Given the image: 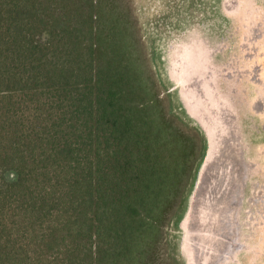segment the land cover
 <instances>
[{
    "label": "trees",
    "instance_id": "16d2710c",
    "mask_svg": "<svg viewBox=\"0 0 264 264\" xmlns=\"http://www.w3.org/2000/svg\"><path fill=\"white\" fill-rule=\"evenodd\" d=\"M132 11L0 0V264L173 262L164 228L195 143Z\"/></svg>",
    "mask_w": 264,
    "mask_h": 264
},
{
    "label": "water",
    "instance_id": "95a60500",
    "mask_svg": "<svg viewBox=\"0 0 264 264\" xmlns=\"http://www.w3.org/2000/svg\"><path fill=\"white\" fill-rule=\"evenodd\" d=\"M242 8V1L234 0L225 12L237 15ZM240 25L237 28L246 35L234 41L239 56L228 52L234 47L211 45L202 37L179 42L164 59L155 53L154 44L149 47L150 63L166 94L169 114L196 131L201 142L181 204L169 222L174 231L171 238L168 236L174 264H239L238 257L248 250L241 231L247 215L243 203L255 165L248 154L252 143L247 140L249 132L241 130L232 103L237 96L241 104L238 110L242 108L252 128L256 127L254 117H264L263 53L258 46L264 24L256 15L241 20ZM215 59L219 60L216 69L210 67ZM235 62L239 70L232 71ZM242 72V80L245 77L259 86L252 100H241L232 81V75ZM254 221L256 264H262L258 239L263 221L256 217Z\"/></svg>",
    "mask_w": 264,
    "mask_h": 264
},
{
    "label": "rangeland",
    "instance_id": "374dc122",
    "mask_svg": "<svg viewBox=\"0 0 264 264\" xmlns=\"http://www.w3.org/2000/svg\"><path fill=\"white\" fill-rule=\"evenodd\" d=\"M226 1L227 0H129L133 10L132 17L136 19L138 25L139 40L142 48H145L146 53H148V59H150L149 47L152 44L155 46V53L157 54L158 52L164 59L179 42H185L194 37H202L207 40L208 43L210 42L211 45L221 46L225 44V46L229 45L230 47H234L228 50V52L239 56V48L234 46V41L236 38L239 39L241 35H246V33L242 28H237V24L240 25L241 20L247 19V17L253 19L254 16L258 15L263 25L264 0H240L242 1L243 8L237 15L225 12V9L229 8L234 0H229V2ZM261 36L262 39L258 46L260 47V53H263L261 64L264 71V25ZM161 62L163 63V60H161ZM161 62L158 60L159 64H161ZM218 63L219 60L215 59V63L211 64L210 67L216 69L215 67ZM233 66L232 71L239 70L237 62L233 63ZM161 71H163V69ZM151 72L154 74L152 66ZM243 73L244 72H242V74L235 73L232 75V81L235 80L234 83L240 90L241 100H252L256 98V90L259 86H256L251 80L245 77L242 80L241 77ZM238 78L242 81H236ZM262 80L264 82V74ZM164 81L165 83L167 82L165 78ZM166 84L168 85V83ZM158 94L159 99L162 100L164 106L167 107L166 94L160 87H158ZM234 95L235 94L232 95V98ZM238 106H241V104L239 105L238 97L235 96L233 98L232 108L239 114L237 116H239L241 130L249 132V134H247V140L250 139L252 143L249 145L250 149H248V154L250 161L255 165L254 172L252 171L253 173L249 178L250 184L246 188L245 201L243 203L247 215L243 217L244 223L241 231L247 238L246 243L248 250L244 252L242 256H239L238 260L240 261L239 264H256L257 259L255 252L257 250V234L254 225V218L256 217L259 218L260 221H263L260 227L262 234L258 240L261 242L259 251L261 250L262 252L261 262L264 264V117L261 115L260 117H254L253 120L256 127L252 128V122L244 116L242 108H240V111L238 110ZM182 130L184 138L188 141L194 140L195 143L194 156L180 191V195L182 194L183 196L189 183L193 162L198 159L201 148L199 137L194 131L183 128ZM180 195L177 198V205L174 211L172 210L173 215L179 208L178 203L180 201ZM164 232L166 234V241H164L163 261L169 255L170 247L168 236L171 238L174 231L168 224L164 228ZM168 261L169 259L163 264H174V261L170 262V260V263H168Z\"/></svg>",
    "mask_w": 264,
    "mask_h": 264
}]
</instances>
